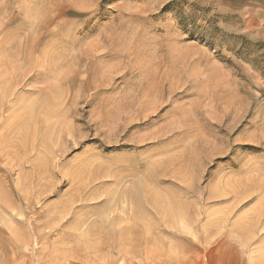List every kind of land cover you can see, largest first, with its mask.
<instances>
[{"label": "rangeland", "instance_id": "rangeland-1", "mask_svg": "<svg viewBox=\"0 0 264 264\" xmlns=\"http://www.w3.org/2000/svg\"><path fill=\"white\" fill-rule=\"evenodd\" d=\"M0 264H264V0H0Z\"/></svg>", "mask_w": 264, "mask_h": 264}, {"label": "crops", "instance_id": "crops-1", "mask_svg": "<svg viewBox=\"0 0 264 264\" xmlns=\"http://www.w3.org/2000/svg\"><path fill=\"white\" fill-rule=\"evenodd\" d=\"M206 3H220V2H228L229 0H202ZM239 1V0H238Z\"/></svg>", "mask_w": 264, "mask_h": 264}, {"label": "bare ground", "instance_id": "bare-ground-1", "mask_svg": "<svg viewBox=\"0 0 264 264\" xmlns=\"http://www.w3.org/2000/svg\"><path fill=\"white\" fill-rule=\"evenodd\" d=\"M184 213H185V212H183V214H184ZM168 215H169V214H168ZM188 215H189V214H188ZM185 217H186V215H185ZM182 218H184V216H183ZM182 218H181V220H183ZM184 219H185V218H184ZM229 239H230V238H229ZM226 241H227V240H226Z\"/></svg>", "mask_w": 264, "mask_h": 264}]
</instances>
